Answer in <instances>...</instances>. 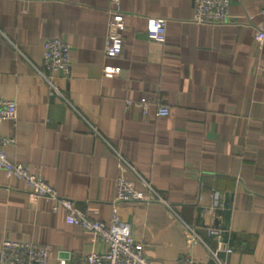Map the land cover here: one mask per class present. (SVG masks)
I'll use <instances>...</instances> for the list:
<instances>
[{"label":"crops","instance_id":"1","mask_svg":"<svg viewBox=\"0 0 264 264\" xmlns=\"http://www.w3.org/2000/svg\"><path fill=\"white\" fill-rule=\"evenodd\" d=\"M261 4L229 0L231 21L212 25L192 21L194 0H121L123 48L108 58V0H0V96L16 102L15 120L0 124L15 140L3 148L7 159L27 164L91 219L128 222L151 264H216L211 252L226 264H264ZM147 17L167 20L164 43L147 38ZM49 37L70 45L69 75L51 76L54 95L39 74ZM104 64L120 74L103 77ZM160 104L168 116H156ZM119 156L130 166L125 179L155 198L114 201ZM51 205L0 169V243L48 246V264H80L105 249Z\"/></svg>","mask_w":264,"mask_h":264},{"label":"built area","instance_id":"2","mask_svg":"<svg viewBox=\"0 0 264 264\" xmlns=\"http://www.w3.org/2000/svg\"><path fill=\"white\" fill-rule=\"evenodd\" d=\"M121 0H108L109 19L107 31L104 39V55L108 58L117 57L123 48V31L125 27L124 15L121 12ZM194 12L192 21L197 24H224L231 21L228 11L229 0H194ZM261 13L264 14V0L261 4ZM167 20L160 17L146 18V36L149 40L164 43L166 36ZM258 45L264 40V28H258L254 35ZM70 45L62 38H46L42 47V58L44 72L40 76L47 82L50 94H59L56 86L51 80L55 73L68 76L70 73ZM102 76L112 78L120 74V67L113 64L102 66ZM128 104L131 102L128 101ZM139 105L144 114L147 111L148 103L141 98ZM170 110L167 105L160 104L156 109V116H168ZM16 102L13 99L0 96V124L5 120H15ZM14 138L0 135V169L6 176L20 180L26 187V191L35 198H40L51 202L53 212L64 210L65 221L73 226L89 232L92 236L105 245L101 251L90 250L80 264H151L143 253L142 244L135 241L132 236L131 226L123 221L118 215L114 214L108 226L93 220L89 215L80 209L73 200L68 197L60 196L56 190L49 185L41 176L33 172L30 167L22 162H12L7 159L4 146L13 144ZM118 177L114 186V201H142L155 198L154 191L146 186V190L137 187L134 183L124 177V173L130 168L123 158L118 159ZM214 208L223 207L219 194L215 193ZM209 236L220 237L218 229L208 228ZM185 238L188 243L195 244L199 237L192 228H186ZM218 249L224 250L226 254L232 252L231 247L224 245L223 241L218 242ZM48 246H41L30 241H13L5 238L0 243V264H48ZM216 264H226L217 257V252H211ZM57 264H66V259L58 257ZM178 264H201L191 257H186Z\"/></svg>","mask_w":264,"mask_h":264}]
</instances>
